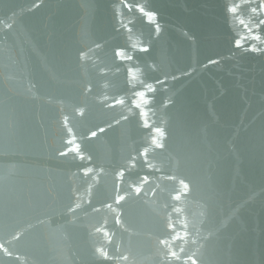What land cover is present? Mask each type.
I'll return each instance as SVG.
<instances>
[{"label": "water", "instance_id": "95a60500", "mask_svg": "<svg viewBox=\"0 0 264 264\" xmlns=\"http://www.w3.org/2000/svg\"><path fill=\"white\" fill-rule=\"evenodd\" d=\"M0 264H264V0H0Z\"/></svg>", "mask_w": 264, "mask_h": 264}, {"label": "snow or ice", "instance_id": "6c2138e0", "mask_svg": "<svg viewBox=\"0 0 264 264\" xmlns=\"http://www.w3.org/2000/svg\"><path fill=\"white\" fill-rule=\"evenodd\" d=\"M146 50V49H145ZM141 96H143V93H141L140 94ZM119 103H121V104H123L124 103V101L123 100H120L119 101ZM144 103H148V100H144ZM137 107H139V105H136ZM103 129H101V131H102ZM157 131H160L159 129H157ZM92 135H95V133H92ZM161 147H162V145H161ZM147 177H144V181L146 182L147 181ZM180 183L183 185V187H184V189H188V185L184 182V181H180ZM134 187V191H135V193H137V194H139V193H141V191H142V189L140 188V187H136V186H133ZM176 200H179L180 199V196H179V194H177L175 197H174ZM123 200H125V196L124 195H117L116 196V203L117 204H119L121 201H123ZM107 207H111V205L109 204V205H107ZM177 211H179L178 209H177ZM116 223H120V219H119V217H117L116 218ZM168 227L169 228H174V225H172V224H169L168 225ZM99 230V229H98ZM176 239H182L180 236H176L175 237ZM162 243H167V241H162ZM181 251H182V249H181ZM168 256H170L171 258H172V260H179L180 259V256L177 254V252H175V251H172V250H170L169 252H168V254H167ZM104 256H105V258H108L107 257V254L105 253L104 254ZM124 259H127V257H124Z\"/></svg>", "mask_w": 264, "mask_h": 264}]
</instances>
